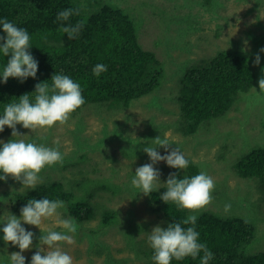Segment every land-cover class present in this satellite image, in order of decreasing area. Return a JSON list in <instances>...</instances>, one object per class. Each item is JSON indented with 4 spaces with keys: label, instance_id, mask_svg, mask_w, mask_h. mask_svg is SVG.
<instances>
[{
    "label": "trees",
    "instance_id": "1",
    "mask_svg": "<svg viewBox=\"0 0 264 264\" xmlns=\"http://www.w3.org/2000/svg\"><path fill=\"white\" fill-rule=\"evenodd\" d=\"M117 5H104L101 0H0V117L12 112L20 119L39 112L56 123L64 113L79 117L91 107L127 108L135 99L157 89L160 81L170 76L166 60L159 58L165 52L159 42L161 35L152 38L158 52L155 47H150L155 52L144 48L138 40L136 19ZM187 24L188 32L202 28L193 20ZM170 41L179 48L178 42ZM261 57L262 72L258 61L252 65L249 54L231 44L187 66L178 76L180 132L196 133L201 125L225 115L252 87L264 83V47ZM242 137L243 142L251 140L248 133L243 132ZM157 139L164 148L166 138L158 135ZM13 141L8 143L10 147ZM41 142H28L19 155L12 157L13 161L40 149ZM250 146L254 147L238 157L234 168L240 178L253 179L259 194L256 201L231 199L221 210L214 209L219 207L218 202L206 207L204 204L215 198L201 196L210 187L198 164L189 158L182 160L183 173L178 171L162 183H134L135 194L138 197L145 192L146 210L160 223L152 255L145 264H264V250L246 251L256 239V220L262 219L260 224L264 221V145ZM72 160L59 151L48 165L63 172ZM158 173L159 165H155L142 175L149 178ZM134 175L141 177L139 172ZM78 187L82 190L79 194L75 192ZM93 189L89 180L67 187L62 180L49 179L24 191H0V205L4 199L1 240V235L7 233L5 238L17 243L11 244L17 250L43 240L42 233L35 236L39 231L21 227L14 233L9 228L18 226L23 216L59 204L67 205V216L80 228L96 217L97 209L90 202ZM200 199L204 200L199 203ZM247 204L253 208L245 215L238 214V209ZM101 214L98 227L112 223L122 227L124 222L131 242L134 232L141 229L140 224L131 222L132 215L122 216L119 209L107 207ZM127 222L133 224L131 231ZM92 233L94 228L84 233L91 243Z\"/></svg>",
    "mask_w": 264,
    "mask_h": 264
},
{
    "label": "rangeland",
    "instance_id": "2",
    "mask_svg": "<svg viewBox=\"0 0 264 264\" xmlns=\"http://www.w3.org/2000/svg\"><path fill=\"white\" fill-rule=\"evenodd\" d=\"M108 1L122 5L136 19L138 40L144 48L154 51L150 47H155L158 52L152 38L161 35L159 42L165 52L160 49L159 58L166 60L165 69L173 79L167 76L157 89L135 99L127 108L91 107L79 117L64 113L56 123L49 115L39 112L20 119L12 112L0 117L4 123L0 125V191H24L49 179L62 180L67 187L89 180L94 188L90 202L97 209L96 217L80 228L67 216L65 204L23 216L9 232L15 233L22 227L35 233L39 231L35 236L42 233L44 239L17 250L12 248L17 243H9L11 238L8 240L7 233H3L0 264H145L152 255L160 223L146 210L145 192L137 197L133 185L146 180L159 184L178 171L183 173L182 160L186 158L198 164L209 184L210 188L201 196L217 200L207 202L206 207H214L218 202L219 207L214 209L221 210L227 200L258 199L253 179L240 178L234 163L254 147L250 145H264V83L252 87L218 120L206 122L189 135H183L179 129L181 117L176 95L183 70L219 48L239 46L249 54L252 65L256 61L259 65L263 63L264 0ZM110 3L101 0V4L113 6ZM188 20L196 21L202 28L188 32ZM170 40L178 42L179 48L173 47ZM243 132L250 135V141L243 142ZM158 135L166 138L164 148ZM151 138L152 141H147ZM11 139L13 147L8 145ZM35 139L42 141L41 148L29 152L22 160L13 161L12 157ZM59 151L63 157L73 158L63 172L48 165ZM155 165H159V173L143 177L142 173ZM137 172L141 177H135ZM81 191L79 187L75 190L78 194ZM1 202L0 210L4 199ZM107 207L119 209L122 216L132 215L131 222L141 225L133 234V242L127 238L123 221L122 227L118 223L97 226L101 210ZM250 207L253 205H243L237 212L245 215ZM261 220H256V239L246 251L264 250V221L260 224ZM131 222H127L129 231ZM90 228H94L92 243L84 234Z\"/></svg>",
    "mask_w": 264,
    "mask_h": 264
}]
</instances>
